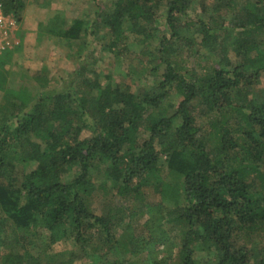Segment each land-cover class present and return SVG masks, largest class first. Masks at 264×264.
I'll use <instances>...</instances> for the list:
<instances>
[{
  "label": "trees",
  "instance_id": "1",
  "mask_svg": "<svg viewBox=\"0 0 264 264\" xmlns=\"http://www.w3.org/2000/svg\"><path fill=\"white\" fill-rule=\"evenodd\" d=\"M191 2L113 0L91 25L76 19L65 28L56 17L45 26L71 41L105 28L108 49L117 53L140 46L131 54L151 80L139 93L89 63L59 91L25 80L8 87L13 53H3L0 240L23 250L7 253L2 264H75L72 252L55 261L30 252L37 242L50 247L65 238L93 264H132L108 258L118 248L130 256L147 252L146 264H168L155 249L164 239L155 232L167 222L182 229L174 264H202L197 253H206L204 264H264V246L249 240L264 234V95L255 92L264 76V0H214L208 18L184 22ZM0 3L21 21L26 0ZM197 38L210 54L211 66L201 71L176 59ZM203 115L211 117L210 130L198 122ZM163 156L172 178L166 182ZM18 165H33L20 182ZM98 167L122 198L141 200L147 186L161 188L162 201L147 212L156 236L121 242L115 214L95 212Z\"/></svg>",
  "mask_w": 264,
  "mask_h": 264
},
{
  "label": "rangeland",
  "instance_id": "2",
  "mask_svg": "<svg viewBox=\"0 0 264 264\" xmlns=\"http://www.w3.org/2000/svg\"><path fill=\"white\" fill-rule=\"evenodd\" d=\"M113 0H26V7L22 12L21 21H17L13 17L16 25L12 33V44L7 49L0 51V58L4 52L11 51L12 62L5 65L6 69L11 71L8 87L18 86L23 83L31 84L37 89L46 90L47 92H55L68 86L80 65L89 63L93 70L101 73L102 78L106 74L114 82H124L131 86L132 91L139 93L147 86L151 78H146L141 74V64L138 58L140 46L131 44V53L115 52L108 49L110 35L105 28H93L94 33H83L78 40L71 41L46 32V25L56 17L58 23L63 27H69L74 20L82 19L87 25L94 23L97 12L112 4ZM214 0H192L188 13L184 16V22H193L197 20V16L208 18L212 11ZM133 40L130 41L132 43ZM210 54L201 48L199 39H196L195 47L184 46L180 55L176 57L180 64L191 66L201 71L206 63V59ZM4 67V68H5ZM105 80V79H104ZM255 92L264 95V76L257 86ZM3 93L0 91V100ZM181 97L176 96L173 99L175 105L178 104ZM197 103V102H196ZM211 118V117H210ZM210 118L203 115L198 118L200 125L204 130H210ZM215 140V137H214ZM163 170L161 181L171 180L167 177V162L163 156L161 161ZM33 167H23L18 165L14 171V176L18 177L20 182L24 173ZM93 182L96 187L92 207L98 214L111 212L117 217L118 239L124 242L126 239L130 242L133 239L142 240L149 238L151 232L156 229L151 223V214L147 213L149 207L159 204L163 199L161 188L155 185L147 186L143 191L141 200L122 198L113 190L114 183L106 178L103 169L94 170ZM162 225V224H161ZM182 230L180 226L172 223H163L155 234L157 237L163 236L162 242L155 246L159 250L158 258H167L168 264H174L177 253L181 247ZM45 232L44 235H47ZM154 234V233H153ZM154 234V235H155ZM178 234V237H177ZM156 236V235H155ZM44 238V237H43ZM45 239V238H44ZM94 247L100 246L101 237L93 236ZM252 239V240H251ZM254 244L264 246V234L261 237L249 238ZM44 243V244H42ZM37 242L34 247L30 248V252L38 256L40 260L47 261L50 257L57 260L67 257L71 252L76 256L75 264H93L86 253L81 248L76 247L68 239H63L60 243L48 247L46 242ZM98 243V244H97ZM97 244V245H96ZM103 247V246H102ZM94 248H92L93 250ZM21 247L15 248L4 245L0 240V264L7 253L12 251H20ZM91 250V249H90ZM91 250V252H92ZM104 252H109L108 247H103ZM198 261L202 264L207 260L206 253L196 254ZM116 257H127L132 264H146L147 260L152 258L147 252H142L139 256H130L124 249L118 248L114 252H110L108 258L114 260Z\"/></svg>",
  "mask_w": 264,
  "mask_h": 264
},
{
  "label": "built area",
  "instance_id": "3",
  "mask_svg": "<svg viewBox=\"0 0 264 264\" xmlns=\"http://www.w3.org/2000/svg\"><path fill=\"white\" fill-rule=\"evenodd\" d=\"M12 15H6L3 11L2 4L0 3V51L7 49L11 46L12 33L15 28V21Z\"/></svg>",
  "mask_w": 264,
  "mask_h": 264
}]
</instances>
